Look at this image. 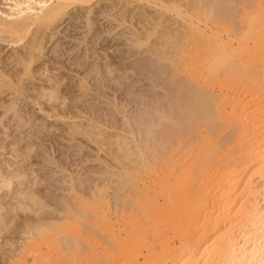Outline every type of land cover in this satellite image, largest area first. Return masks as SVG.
<instances>
[{
  "label": "bare ground",
  "instance_id": "obj_1",
  "mask_svg": "<svg viewBox=\"0 0 264 264\" xmlns=\"http://www.w3.org/2000/svg\"><path fill=\"white\" fill-rule=\"evenodd\" d=\"M240 1L0 0V264H264V0Z\"/></svg>",
  "mask_w": 264,
  "mask_h": 264
},
{
  "label": "rangeland",
  "instance_id": "obj_2",
  "mask_svg": "<svg viewBox=\"0 0 264 264\" xmlns=\"http://www.w3.org/2000/svg\"><path fill=\"white\" fill-rule=\"evenodd\" d=\"M152 1H156V2H158V1H160V0H149V2H152ZM143 2H145V1H143ZM104 3V2H103ZM106 3V2H105ZM145 4L147 5V4H149L148 2H145ZM240 4L242 5V7H244V9H246V10H248V11H250L251 9H250V7H249V5H250V3L249 2H247V1H245V0H243V1H240ZM98 6V4H96V7ZM171 13V12H170ZM167 14H169L168 12H167ZM240 14H241V12H240ZM61 40V39H60ZM142 47H144V45L142 46ZM96 50H97V53L99 54V56H105L106 54H108L109 52H111V50H112V47H105V48H102V47H96ZM11 50H10V47H9V45H6V44H2V43H0V55L1 54H5L2 58H1V60H4L5 58H7L6 57V55H7V53L9 54V52H10ZM74 52V51H73ZM79 52H77V54H78ZM75 54V53H74ZM65 55H67V53H65ZM65 55H63L62 56V58H65L66 56ZM67 56H72V53L69 55H67ZM60 57V56H59ZM82 58L83 57H80V59L82 60ZM105 60H106V58L105 59H100V63H102V62H105ZM48 64H50L49 62H44L43 63V68H42V74L40 75V77H41V79H42V81H38V82H45V86H44V88H46L48 85H50L49 84V82L52 84L53 83V80H52V78H53V76H54V74L52 73L51 74V72L50 71H56V69H53V70H49V69H47L48 67H47V65ZM1 66H3L4 68H6L5 66H4V64H2ZM112 66L114 67H116V65H114V64H112ZM111 66V67H112ZM46 67V69L43 71V69ZM107 68H109V67H107ZM108 70V69H107ZM117 73H119V71L117 70V69H114V70H112V71H109V75H113V74H117ZM51 74V75H50ZM50 76H52V77H50ZM55 79H61V73H57L55 76ZM48 78H50V80L48 81ZM54 79V78H53ZM52 80V81H51ZM62 82H65V79L63 78L62 79ZM46 84H47V86H46ZM40 88V87H39ZM41 89H42V87H41ZM70 93H68L69 94V97H70V99H71V101H74L75 100V98H77L76 96H77V93H78V91H77V89H76V87L75 86H73V87H71L70 88ZM29 93H34V91H32V88H30L29 89V91H28ZM41 100H44V98H41ZM68 100H67V98H64V101L63 102H61L60 104H61V106H64L65 104H66V102H67ZM101 105H103L104 107H106V106H108V105H106V103H103V104H101V103H98L96 106L98 107H100L101 108ZM131 105V104H130ZM129 105V106H130ZM95 106V107H96ZM98 107V108H99ZM49 113H50V111H49ZM47 122H48V124H52V122H54V118L53 117H49L48 119H47ZM54 126L53 125H51V126H49V131H53V132H56V130H54ZM82 142L84 143V145H88L90 148H93L95 145L93 144V143H90V142H86V141H84V140H82ZM99 154L101 155V156H104L105 155V153L104 152H102V151H99ZM0 157H4V158H6V159H8V158H11V155H10V153L9 152H5V151H3V150H1L0 151ZM12 159V158H11ZM37 164L33 161V164H32V167L33 168H37ZM58 174H59V172H58ZM32 187H33V185H32ZM5 191H3V193H4ZM56 192H58L57 190H54L53 191V193H56ZM1 195L2 194H0V197H1ZM48 208H52V206H49ZM18 212V215H21L22 213H21V211L20 210H18L17 211ZM54 212H57V210L56 211H54ZM30 214H32L31 212H30ZM17 215V216H18ZM95 227V226H94ZM11 236H14V234L12 233V234H10L9 236H3L2 237V235L0 234V244L3 246V252H4V256L6 255V253L7 252H9V251H16L15 249L17 248V246L19 245V242H20V239L19 238H14V239H10V237ZM83 236H87V235H85V234H83ZM88 238H90V239H94V235L93 234H90V235H88ZM5 242H7V243H5ZM5 243V244H4Z\"/></svg>",
  "mask_w": 264,
  "mask_h": 264
}]
</instances>
